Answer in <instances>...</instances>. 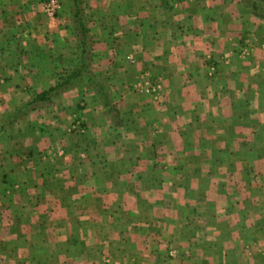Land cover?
Here are the masks:
<instances>
[{
    "label": "crops",
    "instance_id": "0c3cea01",
    "mask_svg": "<svg viewBox=\"0 0 264 264\" xmlns=\"http://www.w3.org/2000/svg\"><path fill=\"white\" fill-rule=\"evenodd\" d=\"M40 3L0 0V264H264V0Z\"/></svg>",
    "mask_w": 264,
    "mask_h": 264
},
{
    "label": "rangeland",
    "instance_id": "374dc122",
    "mask_svg": "<svg viewBox=\"0 0 264 264\" xmlns=\"http://www.w3.org/2000/svg\"><path fill=\"white\" fill-rule=\"evenodd\" d=\"M40 1H41V3H40L41 4L40 5V10L42 11V14L45 17L56 16V14L57 15L59 13L61 14L63 11H64V14H66L68 12V9L66 8L67 6L65 7L64 5H62V3H63L64 0H58L60 5L58 6L57 10L55 9L53 11L52 14L48 13V11L45 10V7L43 5V2L45 0H39V2ZM251 1H253V0H251ZM78 7L79 8L81 7V3H78ZM88 23L94 24V22L92 20L89 21V18H88L86 21L85 20L84 21H81V26H82V24H88ZM86 39H88V41H89L90 40L89 39V36ZM244 44H245L244 41H242L241 44L239 43V46L238 47L235 46V51L234 52H236V54H238V55L239 54L244 55L243 53L246 54L247 53V52H245L246 49L245 48L243 49ZM244 47H246V46H244ZM239 49H241L240 53H239ZM129 58H131V56ZM98 82L97 81H94L93 85L98 84ZM147 82H149V83L157 82L158 83V86H155V88L153 90H150L149 87H147ZM130 87H132L134 90H137V91H140V92H143V93H146L148 95H152V96L155 97V96H158L159 93L161 92L162 81H161V79L157 75L151 74V72H150V70H149V68L147 66H141L139 68V71L137 72V75L134 78V80L132 82H130ZM107 98H109V96H107ZM79 106H77L74 109L73 116H72V120L69 122V125L67 126V131H70V132H73L74 131V133H75L74 135L76 136V139H77V141H75L76 143H78L79 138H81L84 133L85 134L87 133V126H88L87 125L88 120H86L88 118V112L85 109V107L82 105L81 102H80ZM116 109H117L116 107H113L112 105L110 106V110L116 111ZM110 110L108 112L113 113ZM249 113H250V116L254 117L255 119L257 118V112L251 111ZM262 113L264 115V112H262ZM247 114L248 113H246V117L248 116ZM261 117L264 118V116H261ZM109 129H110V127H109ZM110 131L115 132V128H111ZM253 144L254 145H257L258 152L260 150H263L264 149V144H262V143H252V145ZM84 145H86V147L84 148V149H86V151H88V148L89 147L90 148L93 147L91 142H90L89 145L87 143L84 144ZM77 146L80 147L79 149H83L82 148L83 145L77 144ZM223 161L224 160L221 159L220 160V163L223 162ZM258 161L259 160H250V158H246V159H243V160L242 159H239V160H231V159H229V160H227V165L229 166L230 165V162H235L234 163L235 166H237V165L238 166H240V165H245V166L250 165L251 166V165H254ZM204 163H205V166L211 165V160L205 159L204 160ZM46 192L47 191L41 192L38 195L43 194V193L47 194ZM173 204H176V203H173ZM158 227L159 226L156 225V228H158ZM156 232L159 233V232H162V231H159V229H156ZM110 250L108 249L107 254H105V255L104 254H101L99 252V255L97 257H95V256H92V257L93 258H97V260L100 261V264H130L129 262H127V260L133 258V256H127V257H129V259H128V258H125L126 257L125 255H123L125 257L122 256V258H121V256H116ZM83 257H84L83 255H69V254H64L61 251L59 253V255H56L54 258L47 259L44 256L45 261H44L43 264H76L77 261H79ZM55 259H56V263H55ZM125 259H126V261H124ZM51 261H53V263H51ZM135 261L136 260H133V262H135ZM143 261L146 262L147 260H143ZM171 264H173V263H171Z\"/></svg>",
    "mask_w": 264,
    "mask_h": 264
},
{
    "label": "built area",
    "instance_id": "2783aa9c",
    "mask_svg": "<svg viewBox=\"0 0 264 264\" xmlns=\"http://www.w3.org/2000/svg\"><path fill=\"white\" fill-rule=\"evenodd\" d=\"M43 5L45 7V10H47L48 13L52 14L55 9L57 10L60 4L58 0H45L43 2ZM155 86H158L157 82H154V83L147 82V87H149L150 90H153Z\"/></svg>",
    "mask_w": 264,
    "mask_h": 264
}]
</instances>
